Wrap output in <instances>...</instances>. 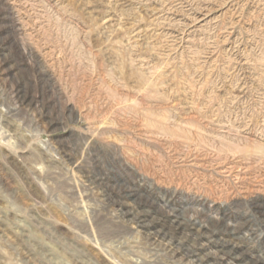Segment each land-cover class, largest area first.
<instances>
[{"label": "rangeland", "instance_id": "rangeland-1", "mask_svg": "<svg viewBox=\"0 0 264 264\" xmlns=\"http://www.w3.org/2000/svg\"><path fill=\"white\" fill-rule=\"evenodd\" d=\"M171 220L264 254V0H0V264H197Z\"/></svg>", "mask_w": 264, "mask_h": 264}, {"label": "bare ground", "instance_id": "bare-ground-1", "mask_svg": "<svg viewBox=\"0 0 264 264\" xmlns=\"http://www.w3.org/2000/svg\"><path fill=\"white\" fill-rule=\"evenodd\" d=\"M142 221L145 220V217H142ZM218 220V219H217ZM189 222V221H188ZM191 225L184 223L183 220L170 221L168 227L164 231H157V234H161V237H171L173 231H184L188 232L192 236V240L196 241L199 245L197 253H194V260L197 264H231L228 262L232 259L236 264H264V254L261 255L253 253L249 246H237V243L231 241L230 239L224 240L222 237V242H219L218 237H213L215 235H209L210 233L206 232V227H200L190 222ZM231 231H235V227H231ZM231 233L229 238L233 234ZM231 241V242H230ZM210 244L214 249H212L213 258H209L208 254L200 256L202 251H204L205 246ZM220 244V245H219ZM227 244V245H226ZM210 254V253H209ZM226 260V262H224ZM234 264V263H233Z\"/></svg>", "mask_w": 264, "mask_h": 264}]
</instances>
